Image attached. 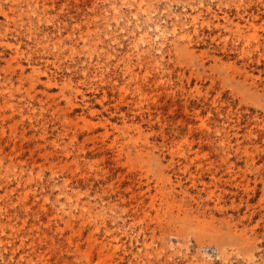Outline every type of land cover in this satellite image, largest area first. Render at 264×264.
I'll list each match as a JSON object with an SVG mask.
<instances>
[{
    "label": "rangeland",
    "instance_id": "374dc122",
    "mask_svg": "<svg viewBox=\"0 0 264 264\" xmlns=\"http://www.w3.org/2000/svg\"><path fill=\"white\" fill-rule=\"evenodd\" d=\"M0 264H264V0H0Z\"/></svg>",
    "mask_w": 264,
    "mask_h": 264
}]
</instances>
